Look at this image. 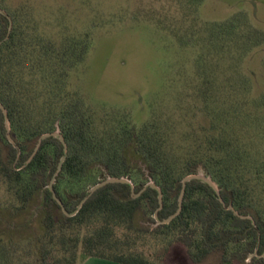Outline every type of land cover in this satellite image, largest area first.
<instances>
[{"label":"trees","instance_id":"trees-1","mask_svg":"<svg viewBox=\"0 0 264 264\" xmlns=\"http://www.w3.org/2000/svg\"><path fill=\"white\" fill-rule=\"evenodd\" d=\"M203 2L180 0L184 24L170 26L181 46L199 51L192 93L205 121L180 143L174 123L162 115L154 113L141 126L122 111L99 116L70 88L71 73L92 47L90 34L53 39L28 8L0 3V102L10 127L0 109V176L7 195L0 210L28 212L43 193L39 232L0 231V264H81L88 258L154 264L138 248L146 239L166 252L182 244L195 264L214 253L221 254L220 264L250 257L264 264V92L254 95L243 70L246 58L264 45V30L245 12L200 21ZM54 132L65 138L67 153L59 138L50 137L32 157L38 139ZM131 153L145 164L147 178L131 164ZM65 155L53 188L72 216L50 189ZM199 169L218 192L203 181L189 182L180 214L160 223L177 212L183 179ZM108 178L132 180L134 194L129 184H108L78 209L90 188ZM150 183L160 188L162 207L151 186L135 197ZM143 217L156 226H141Z\"/></svg>","mask_w":264,"mask_h":264},{"label":"rangeland","instance_id":"rangeland-1","mask_svg":"<svg viewBox=\"0 0 264 264\" xmlns=\"http://www.w3.org/2000/svg\"><path fill=\"white\" fill-rule=\"evenodd\" d=\"M0 3L9 10L28 8L43 34L53 39L91 35L92 47L85 62L71 73L70 88L81 92L99 116L122 111L130 114L136 126H141L154 113L160 114L174 123L178 143L192 126L205 123L198 113L200 104L192 93L197 83L194 61L199 51L181 46L170 27L184 24L186 7L180 0H0ZM0 11L4 13L1 8ZM238 12H245L253 25L264 30V0H204L198 18L203 22L223 21ZM159 22L168 29L159 27ZM243 70L252 78L254 95L264 92V45L246 58ZM2 144L7 159L8 149ZM130 161L147 178L145 164L134 153L130 154ZM198 174L205 176L203 169ZM6 199L0 176V203ZM42 203L40 193L28 212L12 214L0 210V231L17 235L23 231L39 232ZM140 225L156 226L145 217ZM138 248L154 264H195L179 243L166 252L152 239H146L138 242ZM220 260L221 254L214 253L199 264H220ZM237 264H252L251 257Z\"/></svg>","mask_w":264,"mask_h":264},{"label":"water","instance_id":"water-1","mask_svg":"<svg viewBox=\"0 0 264 264\" xmlns=\"http://www.w3.org/2000/svg\"><path fill=\"white\" fill-rule=\"evenodd\" d=\"M0 109L2 110L4 116H5V119H6V123H7V130L10 131V127H9V118H8V112L6 110V108L4 107V105L0 102ZM50 137H56V138H59L64 146V150H65V153H67V143H66V140L65 138L63 137V135L60 133V132H54V133H47V134H43L37 141V144H36V147H35V150H34V154L32 155V157L36 154V152L39 150L42 142ZM8 138L10 140L11 143L14 144V139L11 137V135H8ZM31 157V159H32ZM66 160V155L61 159L60 163H59V166H58V170L56 172V174L54 175V178L50 184V189L51 191L53 192V195H54V198L55 200L58 202V204L61 206L63 212L65 214H67L68 216H72L74 214H69L62 201L57 197L55 191H54V188H53V184H54V181H55V178L57 177L58 173L62 170V166H63V163L64 161ZM193 180H200V181H203L207 184H209L210 186H212L217 192H218V189H217V186L215 185V183L207 176H202V175H199V174H192V175H188L186 176L183 181H182V192H181V195H180V198H179V207H178V210L177 212L171 216L170 218H168L167 220L165 221H162L160 223H170L175 217H177L181 210H182V205H183V199H184V194H185V191H186V187H187V184ZM115 183H122V184H129L131 185L132 187V192H134V186L132 185V183L126 179V178H108L98 184H96L95 186H93L89 192H88V195L82 200V202L80 203L78 209H80L83 204L89 199V197L91 195H93L97 190L105 187L106 185L108 184H115ZM149 186L153 187L154 189H156L159 193H160V196H159V199H160V204H161V207H162V195H161V190L158 186H156L154 183H150V184H147L138 194H135V197H138L140 196ZM221 202L223 203V200L221 199ZM236 214H238L236 212ZM157 218V217H156ZM244 218V217H243Z\"/></svg>","mask_w":264,"mask_h":264},{"label":"crops","instance_id":"crops-1","mask_svg":"<svg viewBox=\"0 0 264 264\" xmlns=\"http://www.w3.org/2000/svg\"><path fill=\"white\" fill-rule=\"evenodd\" d=\"M81 264H121L110 260L100 259V258H88L81 262Z\"/></svg>","mask_w":264,"mask_h":264}]
</instances>
